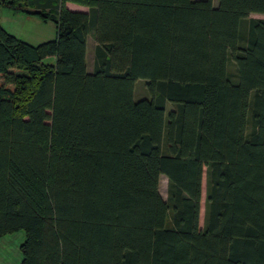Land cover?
Here are the masks:
<instances>
[{"label":"trees","instance_id":"obj_1","mask_svg":"<svg viewBox=\"0 0 264 264\" xmlns=\"http://www.w3.org/2000/svg\"><path fill=\"white\" fill-rule=\"evenodd\" d=\"M0 7L56 33L0 21V238L25 232L21 264H264V0Z\"/></svg>","mask_w":264,"mask_h":264},{"label":"rangeland","instance_id":"obj_2","mask_svg":"<svg viewBox=\"0 0 264 264\" xmlns=\"http://www.w3.org/2000/svg\"><path fill=\"white\" fill-rule=\"evenodd\" d=\"M217 0H215V4ZM23 9L32 12L29 6H22ZM253 19H264V15L254 14L251 15ZM0 21L1 23L13 34L25 42L37 46L41 43L51 41L55 39V27L51 22H43L40 18L34 15L28 14H14L11 11L4 10L0 7ZM244 26L241 25L243 31ZM87 51V67L89 72H93L94 69V49L95 43L90 39ZM54 59H46V63H53ZM229 72L236 80V70L233 63H230ZM144 80H139L135 85L134 99L139 100L143 97H148V91L145 86ZM171 106H168V110ZM160 194L164 200L167 199L168 192V179L165 176L160 178ZM207 194V176L204 175L203 188H202V200H201V215L200 226L203 227L205 215H206V195ZM26 234L21 231L16 234H11L0 238V264H21L22 253L20 246L25 242Z\"/></svg>","mask_w":264,"mask_h":264},{"label":"crops","instance_id":"obj_3","mask_svg":"<svg viewBox=\"0 0 264 264\" xmlns=\"http://www.w3.org/2000/svg\"><path fill=\"white\" fill-rule=\"evenodd\" d=\"M67 7L71 10H76V11H81V12H88L89 9L88 7H84V6H80V5H76V4H73V3H68L67 4ZM90 39H92L95 43V37H94V34L90 35V37L88 38V43L87 45L89 44V41ZM96 44V43H95ZM89 46V45H88ZM88 51V50H87ZM95 51V49H94Z\"/></svg>","mask_w":264,"mask_h":264}]
</instances>
